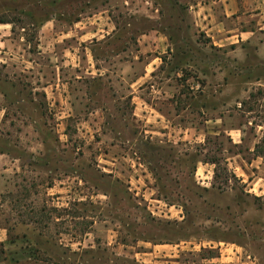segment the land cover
<instances>
[{"label":"rangeland","instance_id":"374dc122","mask_svg":"<svg viewBox=\"0 0 264 264\" xmlns=\"http://www.w3.org/2000/svg\"><path fill=\"white\" fill-rule=\"evenodd\" d=\"M70 1L0 0L24 36L0 60V264H264V35L217 47L192 0ZM101 12L111 36L40 48L51 15Z\"/></svg>","mask_w":264,"mask_h":264},{"label":"crops","instance_id":"0c3cea01","mask_svg":"<svg viewBox=\"0 0 264 264\" xmlns=\"http://www.w3.org/2000/svg\"><path fill=\"white\" fill-rule=\"evenodd\" d=\"M82 2L83 0H72L68 4H82ZM189 11L196 26L204 31L215 46L223 49L233 45L236 47L231 46V49L235 51L243 49V46H245L243 50L248 51L247 45L255 42L258 36L264 35V0H192ZM149 13L156 15L152 10H149ZM95 17L87 20L81 13L71 20L72 25L67 29L57 31V17L51 15L38 27L40 48L52 52L51 47L54 48L58 42L65 40L76 39L83 43L92 36L101 38L111 36L115 29L111 18L105 16L104 12ZM93 24L96 26L91 29L90 25ZM162 40L164 41V38ZM22 42H24L23 35L15 38L14 23L11 21L0 23V60L3 63L6 61V55L10 56L9 52H14L11 55L14 56L15 61H21L18 55L20 56ZM64 51L70 52V50ZM255 51L261 55L264 53L263 41H259V47ZM61 63L63 64L62 61ZM21 256L22 253L19 254V257ZM24 256L32 259L35 255Z\"/></svg>","mask_w":264,"mask_h":264},{"label":"trees","instance_id":"16d2710c","mask_svg":"<svg viewBox=\"0 0 264 264\" xmlns=\"http://www.w3.org/2000/svg\"><path fill=\"white\" fill-rule=\"evenodd\" d=\"M0 23H6V21H0Z\"/></svg>","mask_w":264,"mask_h":264}]
</instances>
